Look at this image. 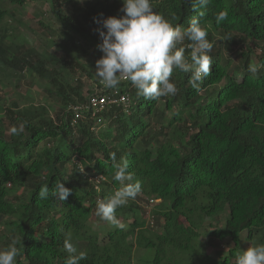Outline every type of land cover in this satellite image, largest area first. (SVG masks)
Here are the masks:
<instances>
[{"label":"trees","instance_id":"obj_1","mask_svg":"<svg viewBox=\"0 0 264 264\" xmlns=\"http://www.w3.org/2000/svg\"><path fill=\"white\" fill-rule=\"evenodd\" d=\"M72 1L0 0V66L7 73L0 78L4 251L15 241V264H64L69 254L63 245L70 239L87 253L80 264H236L247 248L264 245V0H211L206 9L194 7L193 0H151L154 11L173 26L188 28L199 20L213 43L211 73L201 90L188 82L191 73L174 69L170 82L177 93L157 100L138 96L129 80L114 89L99 82L98 89L85 94L80 76L74 84L78 69L87 73L83 59L103 56L94 18L119 17L123 4L75 3L70 14L63 5ZM28 2H50L62 27L59 57L16 41L18 28L6 24L16 17L4 4ZM224 10L228 17L217 24ZM39 26L46 37L56 34L43 22ZM190 44L178 45L189 60ZM250 65L259 70L250 72ZM91 68L96 71V62ZM26 74L49 84L44 92L60 103L54 116L49 111L53 105L20 107L16 94L24 98L31 84L22 86ZM12 77L9 96L12 83L5 80ZM101 89L109 95L128 93L129 105H112L97 114L83 111L74 124V107L87 105ZM21 125L23 131L14 134L12 129ZM122 158L132 183L141 184L140 194L160 203L130 199L116 210L124 227H108L96 215L97 205L125 186L114 179ZM57 181L71 190L67 199H40V188L47 185L51 192ZM206 220L211 221L207 226ZM93 222L107 227L102 239ZM198 225L205 243L195 233ZM208 247L218 251L216 256ZM138 252L145 258L135 261Z\"/></svg>","mask_w":264,"mask_h":264},{"label":"clouds","instance_id":"obj_2","mask_svg":"<svg viewBox=\"0 0 264 264\" xmlns=\"http://www.w3.org/2000/svg\"><path fill=\"white\" fill-rule=\"evenodd\" d=\"M211 0H193L194 7L206 9ZM119 17L94 18L100 25L96 29L101 43L97 45L103 56L96 61V76L106 88L114 89L126 77L137 89V95L146 100H157L160 97L175 95L177 87L170 82L174 69L191 73L189 83L199 92L203 80L211 73V51L213 43L208 33L194 19L188 28L173 26L162 15L154 11L151 0H122ZM206 12L201 10L199 16ZM228 17V11L217 14L216 23L220 24ZM106 30V31H105ZM185 40L189 45L190 60L185 55V48L178 47ZM260 66L250 65L249 71L255 73ZM23 131V125L13 128L14 134ZM110 157L116 160L115 153ZM128 161L123 159L115 164L114 179L125 186L116 191L106 201L97 205L96 215L103 221L123 228L116 215V210L134 200L141 193L139 182L132 183L133 174L128 172ZM127 182V183H125ZM71 190L64 183L57 181L49 190L47 185L39 190V198L46 200L51 195L60 201L66 200ZM64 250L69 254L64 264H80L87 259V253L78 251L70 239L64 242ZM18 249L15 241L5 251H0V264H15ZM236 264H264V245L249 247L237 257Z\"/></svg>","mask_w":264,"mask_h":264},{"label":"rangeland","instance_id":"obj_3","mask_svg":"<svg viewBox=\"0 0 264 264\" xmlns=\"http://www.w3.org/2000/svg\"><path fill=\"white\" fill-rule=\"evenodd\" d=\"M96 1L97 0H73L71 3H65L63 5V8L65 12L72 14L73 13L72 6H75L74 5L75 3H76V6H81L86 2L95 3ZM4 7L9 10H14L15 12L16 21H10L7 19L8 22H6V24L7 23H9V25L13 24L14 27L18 28L19 32H18V37L16 41L25 43L28 47L38 48V51L44 52L45 55L52 54V55H56L59 57L63 53L60 47L62 45V39L59 36V33L62 30V27L58 23H56L51 13L50 2H45V3L28 2L22 7H16V6L10 5L9 3H5ZM39 22H43L49 27H51L56 32V34H53L52 36H47V37L44 36V34L42 33L43 29L40 28ZM72 54L76 55L75 52H73ZM98 59L100 58L97 57L96 55H91L90 57L88 56L87 58L83 59L82 62L83 63L87 62L88 64L86 65L87 73L82 69L80 70L78 69V72L72 76L74 84H75V79H77V77L80 76V80L83 82V93L84 94L86 93V91L98 89L99 82H100L99 85H102V82L96 76V71L91 68L92 63L96 62ZM88 73L91 74L90 77ZM5 74H7L6 71L0 66V78L4 77ZM14 79L15 77L5 80L7 82L12 83L11 85L8 84L9 89L10 88L12 89L11 92L9 93V96L14 92L13 91V85L15 83ZM95 81H97V83ZM27 82L31 83L29 88H27L28 90H26L25 92L27 93L29 91L28 92L29 94H25L24 98L20 94L18 93L16 94L17 98L19 99L20 107H23L25 105H36V106L42 105V106L51 107L53 105L52 109L49 108V111H50V116H54L60 103L57 102L55 104L53 100L50 98V96H48V94L44 92L45 87H48L49 84L46 81L40 80L39 78L35 76L30 77L26 74L25 78L22 81V86L25 88L28 87ZM9 89H7L6 91L8 92ZM122 188L123 187H121L120 189ZM137 196L142 197L144 201L155 199L153 197H148L143 194L142 195L139 194ZM143 200L141 201V205L146 207L147 204H144ZM157 203H160L159 199L157 200ZM210 222H211L210 220H206V222H204L206 224L205 226L210 224ZM120 223L122 222L120 221ZM223 224H224V220L222 219L220 220V222L217 223V226L218 227L223 226ZM110 226L112 225L111 224L108 225V227ZM93 229L99 232L101 239L103 238V236L106 235V232H104L107 229L106 226H101L99 223L98 224L94 223ZM199 230L200 229L198 225L195 228V233L199 232L201 234L200 241L204 243L207 242V237L202 236L203 233H201ZM1 233H3V230H1ZM246 235L247 234L244 233L243 237H246ZM221 243L225 246L226 241L224 240ZM221 249L225 250L224 247ZM0 251H4L3 246H1V240H0ZM208 252L216 256V252L218 251L214 250L212 247H208ZM225 253L226 252H224V254ZM138 258L142 260L145 258V255L140 254L138 252L135 255V261Z\"/></svg>","mask_w":264,"mask_h":264},{"label":"built area","instance_id":"obj_4","mask_svg":"<svg viewBox=\"0 0 264 264\" xmlns=\"http://www.w3.org/2000/svg\"><path fill=\"white\" fill-rule=\"evenodd\" d=\"M126 77H122L121 81H127ZM103 85V83H102ZM104 87V85H103ZM107 91L106 89H101L100 92H95L90 98L87 105L81 107H74L75 118L73 123L76 124L77 120L81 116V112H92L93 114L100 113L104 111L107 107L112 105H122L124 107L129 105L130 95L128 93H119V91H114L113 94L109 95L107 93H102ZM103 180L102 177H97L96 181L100 182ZM157 203V200L151 199L150 205Z\"/></svg>","mask_w":264,"mask_h":264}]
</instances>
